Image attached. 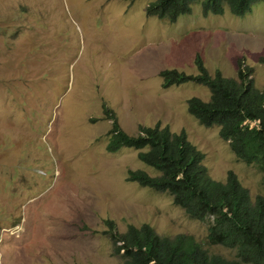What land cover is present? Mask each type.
<instances>
[{
    "label": "rangeland",
    "instance_id": "rangeland-1",
    "mask_svg": "<svg viewBox=\"0 0 264 264\" xmlns=\"http://www.w3.org/2000/svg\"><path fill=\"white\" fill-rule=\"evenodd\" d=\"M154 0H0V264H121L106 219L125 232L149 223L163 236L193 235L207 244L210 222L192 219L168 193L127 180L130 169L159 171L139 150L106 146L116 111L136 135L139 125L186 131L205 153L211 178L235 172L252 200L264 173L237 157L218 126L205 127L187 101L208 100L192 82L164 88L160 71L238 77V61L264 88V2L245 17L202 14L200 4L176 22L146 12Z\"/></svg>",
    "mask_w": 264,
    "mask_h": 264
},
{
    "label": "trees",
    "instance_id": "trees-1",
    "mask_svg": "<svg viewBox=\"0 0 264 264\" xmlns=\"http://www.w3.org/2000/svg\"><path fill=\"white\" fill-rule=\"evenodd\" d=\"M260 2L264 0H154L146 12L174 23L191 13L195 3H202L205 16L223 14L228 5L233 14L243 17ZM196 63L198 75L163 71V86L187 81L209 86L211 100L192 98L189 111L201 124L219 126L221 138L229 141L237 157L264 173V89L255 86L252 68H240L237 80L219 71L212 77L200 57ZM105 113L113 119L107 150L116 153L134 147L143 163L159 171L151 175L144 169H130L127 180L170 194L192 219L209 220L207 244L235 251L232 258L213 253L193 235L163 236L149 223L131 224L120 232L114 220L106 219L105 233L113 254L122 258L121 264H264V194L252 200L232 170L225 182L211 178L204 165L205 153L188 139L186 131L173 132L157 122L154 126L140 124L133 135L123 129L113 109L105 107Z\"/></svg>",
    "mask_w": 264,
    "mask_h": 264
},
{
    "label": "clouds",
    "instance_id": "clouds-1",
    "mask_svg": "<svg viewBox=\"0 0 264 264\" xmlns=\"http://www.w3.org/2000/svg\"><path fill=\"white\" fill-rule=\"evenodd\" d=\"M150 3V2H149ZM148 3V4H149ZM148 4H147V6H148ZM196 4V3H195ZM197 4H200L201 5V7H202V3H197ZM202 9V8H201ZM227 9H229V11H230V7L228 6V5H225V12H226V10ZM193 12V9H192V11H191V13ZM224 12V13H225ZM231 12V11H230ZM191 13H188V14H184V15H189V14H191ZM223 13V14H224ZM232 13V12H231ZM202 14H203V11H202ZM223 14H216V15H223ZM233 14V13H232ZM204 15V14H203ZM210 15V14H209ZM208 15V16H209ZM233 15H235V14H233ZM205 16V15H204ZM208 16H206V17H208ZM235 16H237V15H235ZM245 16H247V15H245ZM245 16H243V17H245ZM238 17H240V16H238ZM158 18V17H157ZM160 19V18H159ZM161 20H166V19H161ZM169 21V20H168ZM198 57H200L201 58V60H202V62H203V64H204V66L206 67V69H207V71L209 72V70H208V68H207V66H206V64H205V62H204V60L202 59V57L200 56V55H197V57H196V59L198 58ZM196 59H195V65H196V68H197V73H188V72H185V71H181V70H178V69H175V68H173V69H167V68H165V69H163V70H161L160 71V76L162 77V86H163V81H164V78H163V76H162V72L163 71H165V70H177V71H179V72H183V73H185V74H187V75H198L199 73H200V70H199V67H198V64L196 63ZM242 64V65H241ZM247 64L245 63V59H239V61H238V77H226V76H224V74L222 73V71L221 70H217L214 74H211L210 72H209V74L212 76V77H214V76H216V74L218 73V71L221 73V75L223 76V77H225V78H234V79H237V80H239V70H240V68H242V69H244V66H246ZM247 66H249V65H247ZM250 68H252V70H253V72H252V75H251V77L253 78V74H254V68L252 67V66H249ZM253 80H254V78H253ZM189 82H192V83H195V84H199V85H203V86H206L208 89H209V91H210V97H209V99L208 100H204V99H202L201 97H198V96H192V97H190L189 99H188V101H187V105H188V110H189V101L192 99V98H200L201 100H203V101H205V102H209L210 100H211V96H212V92H211V89H210V87L209 86H207V85H205V84H202V83H199V82H196V81H187V82H183V83H180V84H173V85H171V86H169V87H172V86H179V85H182V84H185V83H189ZM254 83H255V80H254ZM255 86L257 87V85H256V83H255ZM164 87V86H163ZM169 87H166V88H169ZM165 88V87H164ZM258 88V87H257ZM260 89V88H259ZM264 89V88H263ZM262 90V89H261ZM105 107H107V108H109L108 107V105H104V112H105ZM111 109V108H110ZM116 112V111H115ZM190 112V111H189ZM191 113V112H190ZM106 114V113H105ZM193 115V114H192ZM106 116H107V114H106ZM194 116V115H193ZM108 117V116H107ZM109 118V117H108ZM109 119H111V118H109ZM112 120V124H113V119H111ZM203 125V124H202ZM253 125H254V123H253ZM203 126H205V125H203ZM205 127H207V126H205ZM213 127V126H212ZM219 127V126H218ZM220 128V127H219ZM181 132V131H180ZM109 141V140H108ZM229 142V141H228ZM108 144V143H107ZM107 147V146H106ZM134 148V147H133ZM133 170H135V169H133ZM137 183V182H136Z\"/></svg>",
    "mask_w": 264,
    "mask_h": 264
}]
</instances>
